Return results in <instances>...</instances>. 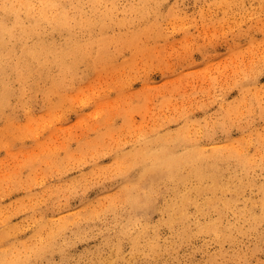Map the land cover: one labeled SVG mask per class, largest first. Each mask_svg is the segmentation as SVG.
Masks as SVG:
<instances>
[{"label":"rangeland","instance_id":"obj_1","mask_svg":"<svg viewBox=\"0 0 264 264\" xmlns=\"http://www.w3.org/2000/svg\"><path fill=\"white\" fill-rule=\"evenodd\" d=\"M61 1L0 0V264H264V0Z\"/></svg>","mask_w":264,"mask_h":264},{"label":"bare ground","instance_id":"obj_2","mask_svg":"<svg viewBox=\"0 0 264 264\" xmlns=\"http://www.w3.org/2000/svg\"><path fill=\"white\" fill-rule=\"evenodd\" d=\"M1 1H2V0H1ZM62 1H63V0H62ZM62 1H61V2H62ZM77 1H78V0H77ZM88 1H89V0H88ZM164 1H166V0H163V2H164ZM37 2H38V1H37ZM81 2H82V1H81ZM89 2H90V1H89ZM101 2H102V1H101ZM113 2H114V1H113ZM158 2H160V0H159ZM167 2H168V1H167ZM6 3H7V2H6ZM40 3H42V2L40 1ZM72 3H73V2H72ZM75 3H76V2H75ZM75 3H74V4H75ZM79 3H80V1H79ZM84 3H85V2H84ZM114 3H115V2H114ZM4 4H5V3H4ZM45 4H46V3H45ZM59 4H60V3H59ZM88 4H89V3H88ZM158 4H159V3H158ZM161 4H162V3H161ZM14 5H15V4H14ZM37 5H38V4H37ZM80 5H81V3H80ZM106 5H107V4H106ZM159 5H160V4H159ZM12 6H13V5H12ZM25 6H26V5H25ZM28 6H29V5H28ZM65 6H67V5L65 4ZM70 6H71V5H70ZM70 6H68L67 9H68ZM81 6H82V5H81ZM84 6H85V5H84ZM86 6H87V5H86ZM97 6H98V5H97ZM110 6H111V5H110ZM0 7H1V6H0ZM4 7H5V6H4ZM36 7H37V6H36ZM44 7H45V6H44ZM87 7H88V6H87ZM99 7H100V6H99ZM156 7H157V6H156ZM20 8H21V7H20ZM29 8H30V7H29ZM56 8H58V7H56ZM83 8H84V7H83ZM117 8H118V7H117ZM2 9H3V8H2ZM5 9H6V8H4V10H5ZM10 9H11V8H10ZM10 9H9V10H10ZM12 9H13V8H12ZM30 9H31V8H30ZM53 9H54V8H53ZM67 9H66L65 11H67ZM81 9H82V8H81ZM102 9H103V8H102ZM9 10H8V11H9ZM1 11H2V10H1ZM8 11H6V13H8ZM18 11H19V10H18ZM21 11H22V10H21ZM21 11H20V12H21ZM55 11H56V10H55ZM80 11H81V10H80ZM89 11H90V10H89ZM41 12H42V11H41ZM51 12H52V11H51ZM60 12H61V11H60ZM84 12H86V10H85ZM90 12H91V11H90ZM113 12H114V11H113ZM0 13H1V12H0ZM12 13H13V12H12ZM18 13H19V12H18ZM68 13H69V12H68ZM81 13H82V12H81ZM86 13H87V12H86ZM3 14H4V13H3ZM13 14H14V13H13ZM46 14H47V13H46ZM21 15H22V14H21ZM21 15H20V16H21ZM36 15H37V14H36ZM43 15H44V14H43ZM43 15H42V16H43ZM125 15H127V13H126ZM13 16H14V15H13ZM17 16H18V15H17ZM25 16H26V15H25ZM29 16H30V15H29ZM33 16H34V14H33ZM48 16H50V15H48ZM57 16H58V14H57ZM76 16H77V15H76ZM76 16H75V17H76ZM2 17H3V16H2ZM21 17H22V16H21ZM23 17H24V16H23ZM30 17H31V16H30ZM99 17H100V16H99ZM99 17H98V18H99ZM112 17H113V16H112ZM143 17H144V16H143ZM11 18H12V15H11ZM11 18H9V19H11ZM35 18H36V16H35ZM38 18H39V17H38ZM54 18H55V17H54ZM3 19H4V18H3ZM3 19H2V20H3ZM7 19H8V17H7ZM28 19H29V17H28ZM44 19H46V18H44ZM44 19H43V20H44ZM96 19H97V18H96ZM4 20H6V19H4ZM20 20H21V19H20ZM91 20H92V19H91ZM99 20H100V19H99ZM140 20H141V19H140ZM55 21H56V20H55ZM70 21H71V20H70ZM10 22H11V21L9 20V23H10ZM18 22H19V21H18ZM23 22H24V20H23ZM44 22H45V21H44ZM44 22L42 21V24H43V25L45 24ZM84 22H85V21H84ZM125 22H126V21H125ZM4 23H5V21H4ZM33 23H34V22H33ZM48 23H49V22H48ZM52 23H53V22H52ZM52 23H51V24H52ZM93 23H95V22H93ZM106 23H107V22H106ZM106 23H105V25H106ZM110 23H111V22H110ZM40 24H41V23H40ZM95 24H96V23H95ZM6 25H7V24H6ZM8 25H9V24H8ZM84 25H85V24H84ZM105 25H104V27H105ZM108 25H109V24H108ZM108 25H106V27H107ZM47 26H48V25H47ZM64 26H65V25H64ZM109 26H110V25H109ZM112 26L115 27L114 25H112ZM112 26H111V27H112ZM104 27H102V28H104ZM113 27H112V28H113ZM123 27H124V26H123ZM41 28L45 29L43 26H42ZM53 28H54V27H52V29H53ZM71 28H72V27H71ZM57 29H58V28H57ZM57 29H56V30H57ZM85 29H86V28H85ZM91 29H92V28H91ZM94 29H95V27H94ZM16 30H17V29H16ZM29 30H30V29H29ZM41 30H42V29H41ZM45 30H46V29H45ZM45 30H44V31H45ZM56 30H55V31H56ZM71 30H72V29H71ZM99 30H104V29H100V27H99ZM4 31H5V30H4ZM18 31H21V30H18ZM78 31H79V30H77V32H78ZM106 31H107V30H106ZM108 31H110V30H108ZM1 32H2V31H1ZM15 32H17V31H15ZM83 32H84V31H83ZM97 32H98V31H97ZM99 32H100V31H99ZM112 32H114V31H112ZM4 33H5V32H4ZM28 33H29V32H28ZM30 33H31V32H30ZM32 33H33V32H32ZM38 33H39V30H38ZM47 33H49V32H47V30H46V33H42V31H41L40 35H42V34H46V35H47ZM74 33H75V32H74ZM81 33H82V32H81ZM86 33H87V32H86ZM18 34H19V33H18ZM33 34L36 35V33H33ZM49 34H52V33H49ZM60 34H61V33H60ZM60 34H59V35H60ZM83 34H84V33H83ZM113 34H114V33H113ZM2 35H4V34H2ZM22 35H24V34H22ZM25 35H26V33H25ZM46 35H45V36H46ZM75 35H76V34H75ZM85 35H86V34H85ZM89 35H90V34H89ZM0 36H1V35H0ZM5 36H6V35H5ZM20 36H21V35H20ZM42 36H43V35H42ZM42 36H40V37H42ZM48 36H49V35H48ZM63 36H64V35H63ZM70 36H72V35H70ZM82 36H83V35H82ZM2 37H3V36H2ZM17 37H18V36H17ZM21 37H22V36H21ZM25 37H26V36H23V38H25ZM27 37H29V34H28ZM32 37L35 38L36 36L34 37V35H32ZM61 37H62V36H61ZM68 37H69V36H68ZM78 37H81V34H80V36H78ZM84 37H85V36H84ZM6 38H7V37H6ZM47 38H48V37H47ZM85 38H86V37H85ZM88 38H89V37H88ZM18 39L20 40L21 38H18ZM25 39H26V38H25ZM25 39H23V40H25ZM28 39H29V38H28ZM48 39H49V38H48ZM53 39H54V38H53ZM71 39H72V38H71ZM82 39H83V38H82ZM1 40H3V39H1ZM41 40H42V39H41ZM46 40H47V39H46ZM64 40H65V39H64ZM73 40H75V39H73ZM110 40H111V39H110ZM16 41H17V39H15V42H16ZM32 41H33V40H32ZM35 41H37V40H35ZM35 41H33V42H35ZM52 41H53V40H52ZM93 41H95V40H93ZM18 42H19V41H18ZM49 42H50V41H49ZM49 42H48V43H49ZM54 42H55V41H54ZM57 42H59V41H57ZM57 42H56V43H57ZM76 42H77V41H76ZM10 43H12V42H10ZM26 43H28V42H26ZM43 43H44V42H43ZM43 43H41V44L43 45ZM48 43H47V44H48ZM111 43H112V42H111ZM111 43H109V44L111 45ZM1 44H2V43H1ZM1 44H0V45H1ZM13 44H15V43H12V45H13ZM19 44H20V43H19ZM34 44H35V43H34ZM39 44H40V42H39ZM47 44H45V45H47ZM49 44H50V43H49ZM52 44H55V43H52ZM68 44H69V43H68ZM72 44H73V43H72ZM74 44H76V43H74ZM12 45H11V49L14 47V46L12 47ZM56 45H57V44H56ZM64 45H65V44H64ZM97 45H98V44H97ZM110 45H109V46H110ZM29 46H30V43H29ZM34 46H35V45H34ZM34 46H33V47H34ZM37 46H38V45H37ZM37 46H36V48H38ZM58 46H60V43H59ZM137 46H138V45H137ZM9 47H10V46H9ZM17 47H18V45H17ZM43 47H44V45H43ZM45 47H47V46H45ZM45 47H44V49H45ZM49 47H51V46H49ZM49 47H48V48H49ZM52 47H54V46H52ZM52 47H51V48H52ZM61 47H62V45H61ZM65 47H66V46H65ZM77 47L79 48V47H81V46H80V45H79V46L77 45ZM77 47H76V48H77ZM87 47H88V46H87ZM135 47H136V46H135ZM7 48H8V46H7ZM7 48H6V49H7ZM14 48H15V47H14ZM28 48H29V47H28ZM28 48H27V49H28ZM34 48H35V47H34ZM41 48H42V47H41ZM55 48H56V47H55ZM63 48H64V47H63ZM88 48H89V47H88ZM4 49H5V48H4ZM6 49H5V50H6ZM8 49H9V48H8ZM8 49H7V50H8ZM23 49H24V48H23ZM31 49H32V48H31ZM38 49H39V48H38ZM38 49H37V50H38ZM71 49H72V48H71ZM80 49H81V48H80ZM5 50H4V51H5ZM28 50H29V49H28ZM34 50H36V49H34ZM45 50H46V49H45ZM50 50H51V49H50ZM50 50H49V51H50ZM77 50H78V49H77ZM86 50H87V49H86ZM90 50H91V49H90ZM0 51H2V49H1ZM79 51H81V50H79ZM11 52H12V50H11ZM63 52H64V50H63ZM82 52H83V51H82ZM89 52H91V51H88V50H87V53H88V54H92V53H89ZM8 53H9V50H8ZM16 53H18V52H16ZM16 53H15V54H16ZM29 53L31 54V52H29ZM43 53H44V52H43ZM45 53H46V52H45ZM59 53H60V52H59ZM71 53H72V52H71ZM78 53H79V52H78ZM80 53H81V52H80ZM83 53H84V52H83ZM87 53H86V54H87ZM13 54H14V53H13ZM21 54H22V53H21ZM30 54H29V55H30ZM36 54H38V53H36ZM54 54H55V53H54ZM64 54H66V53H64ZM84 54H85V53H84ZM86 54H85V55H86ZM88 54H87V55H88ZM96 54H97V53H96ZM100 54H103V53H100ZM18 55H19V54H18ZM27 55H28V54H27ZM87 55H86V56H87ZM8 56H9V55H8ZM8 56H7V57H8ZM15 56H16V55H15ZM34 56H35V55H34ZM63 56H65V55H63ZM83 56H84V55H83ZM88 56H90V55H88ZM9 57H11V56H9ZM21 57H22V55H21ZM36 57H38V56H36ZM36 57H35V58H36ZM41 57H43V56H41ZM51 57H52V56H51ZM56 57H57V55H56ZM68 57H69V56H68ZM105 57H106V55H105ZM105 57H104V58H105ZM0 58H2L1 55H0ZM4 58H5V57H4ZM22 58H23V57H22ZM38 58H39V57H38ZM38 58H37V60H38ZM46 58H48V57H46ZM53 58H54V57H53ZM83 58H84V57H83ZM8 59H9V58H8ZM30 59H31V58H30ZM49 59H50V58H49ZM108 59H109V58H108ZM0 60H1V59H0ZM2 60H3V59H2ZM2 60H1V61H2ZM12 60H13V59H12ZM39 60H40V58H39ZM51 60H52V59H50L49 62H50ZM80 60H82V59H80ZM80 60H79V63H80ZM110 60H113V59L110 58ZM18 61H19V60H18ZM22 61H23V60H22ZM54 61H55V60H54ZM65 61H66V60H64V63H65ZM68 61L70 62V60H68ZM108 61H109V60H108ZM5 62H6V61H5ZM11 62H12V64L15 63V62H13V61H11ZM11 62H10V63H11ZM27 62H28V61H27ZM35 62H36V59H35ZM47 62H48V61H47ZM49 62H48V63H49ZM52 62H53V61H52ZM55 62H56V61H55ZM102 62H103V61H102ZM3 63H4V61H3ZM8 63H9V62H8ZM10 63H9V64H10ZM18 63H19V62H18ZM21 63H22V62H21ZM33 63H34V62H33ZM56 63H57V62H56ZM56 63H54V64H56ZM66 63H68V62L66 61ZM72 63H73V62H72ZM76 63H77V62H75V65H76ZM103 63L106 64L107 62H106V63L103 62ZM22 64L25 65L26 62H24V63H22ZM54 64H53V65H54ZM60 64H61V63H60ZM104 64H101V63H100V65H104ZM31 65H32V64H31ZM39 65H40V64H39ZM45 65H46V64H45ZM58 65H59V64H58ZM69 65H70V64H69ZM78 65H79V64H78ZM4 66H5V65H4ZM7 66H8V65H7ZM7 66H6V67H7ZM25 66H26V65H25ZM25 66H24V67H25ZM34 66H35V65H34ZM70 66H72V65H70ZM2 67H3V64H2ZM2 67H1V68H2ZM27 67H28V66H27ZM27 67H26V68H27ZM31 67H32V66H31ZM41 67H42V66H41ZM50 67H51V66H50ZM56 67H57V66H56ZM99 67H100V66H99ZM103 67H104V66H103ZM26 68H25V69H26ZM36 68H37V67H35V69H36ZM96 68H98V67H96ZM101 68H102V67H101ZM2 69H3V68H2ZM2 69H1V70H2ZM21 69L23 70L24 68L21 67ZM35 69L33 68V70H35ZM37 69H38V68H37ZM51 69H52V68H50V70H51ZM1 70H0V71H1ZM31 70H32V69H31ZM50 70H49V71H50ZM23 71H24V70H23ZM26 71H28V70H26ZM44 71H45V70H44ZM93 71H94V70H93ZM97 71H99V70H97ZM32 72H33V71H32ZM36 72H38V71H36ZM47 72H48V71H47ZM101 72H102V71H101ZM23 73H24V72H23ZM25 73H29V71H28V72H25ZM39 73H40V72H39ZM65 73H66V72H65ZM92 73H93V72H92ZM94 73H95V72H94ZM107 73H108V72H107ZM32 74H33V73H32ZM36 74H37V73H36ZM6 75H7V74H6ZM34 75H35V74H34ZM97 75H98V74H97ZM1 76H2V75H1ZM8 76H9V75H8ZM8 76H7V77H8ZM22 77L24 78V76H22ZM26 77H27V75H26ZM31 77H32V76H31ZM40 77H41V76H40ZM48 77H50V75H49ZM72 77H73V76H72ZM14 78H15V77H14ZM17 78H18V76H17ZM27 78H28V77H27ZM32 78H33V77H32ZM56 78H57V76H56ZM56 78H55V80H56ZM79 78H80V77H79ZM58 79H59V78H58ZM81 79H82V78H81ZM15 80H16V79H15ZM15 80H14V81H15ZM23 80H24V79H23ZM25 80H27V79H25ZM25 80H24V82H25ZM40 80H41V79H40ZM69 80H70V79H69ZM28 81H30V79H29ZM28 81H26V82H28ZM32 81H33V80H32ZM36 81H37V80H36ZM53 81H54V80H53ZM57 81H58V80H57ZM61 81H62V80H61ZM65 81H67V80H65ZM71 81H72V80H71ZM71 81H70V82H71ZM0 82H1V81H0ZM55 82H56V81H55ZM59 82H60V81H59ZM16 83H17V82H16ZM29 83H30V82H29ZM83 83H84V82H83ZM5 84H8V82L5 83ZM11 84H12V83H11ZM13 84H14V83H13ZM13 84H12V85H13ZM34 84H35V83H34ZM39 84H40V83H39ZM57 84H59V83H57ZM67 84H68V83H67ZM69 84H70V83H69ZM73 84H74V83H73ZM1 85H2V84H1ZM21 85H22V84H21ZM35 85H36V84H35ZM50 85H51V84H50ZM63 85H64V84H63ZM2 86H3V85H2ZM5 86H6V85H5ZM5 86H4V88H5ZM32 86H33V85H32ZM43 86H44V85H43ZM48 86H49V85H48ZM55 86H57V85L55 84L53 88H55ZM58 86H59V85H58ZM66 86H67V85H66ZM70 86H71V85H70ZM18 87H19V86H18ZM20 87H21V86H20ZM40 87H41V85H40ZM2 88H3V87H2ZM16 88H17V87H16ZM23 88H24V87H23ZM77 88H78V87H77ZM10 89H11V88H10ZM27 89H29V88L27 87ZM49 89H51V87H50ZM47 90H48V89H47ZM6 91H7V90H6ZM6 91H5V92H6ZM50 91H51V90H50ZM20 92H23V91H20ZM3 93H4V92H3ZM46 93H47V92H46ZM68 93H70V91H69ZM19 94H20V93H19ZM41 94H42V93H41ZM56 94H57V93H56ZM23 95H24V94H23ZM26 95H27V94H26ZM20 96H22V95H20ZM28 96H29V95H28ZM44 96H46V95H44ZM47 96H48V95H47ZM52 96H53V95H52ZM68 96H69V95H68ZM0 97H1V96H0ZM10 97H11V96H10ZM22 97H24V96H22ZM26 97H27V96H26ZM59 97H61V96L59 95ZM70 98H71V97H70ZM8 99H9V98H8ZM8 99H7V100H8ZM24 99H25V98H24ZM72 99H73V97H72ZM72 99H71V100H72ZM14 100H15V99H14ZM50 100H51V99H49L48 101H50ZM64 100H65V99H64ZM18 101H19V100H18ZM25 101H26V100H25ZM48 101L46 100L47 103H48ZM65 101H66V100H65ZM8 102H9V100H8ZM10 102H11V101H10ZM10 102H9V103H10ZM42 102H43V101H42ZM50 102H54V101L52 100V101H50ZM50 102H49V103H50ZM58 102H59V101H57V104H58ZM69 102H70V101H69ZM69 102L67 101V103H69ZM21 103H22V102H21ZM25 103H26V102H25ZM40 103H41V102H40ZM70 103H71V102H70ZM6 104H7V102H6ZM27 104H28V103H27ZM27 104H26V105H27ZM50 104H51V103H50ZM57 104H56V105H57ZM60 104H61V102H59V105H60ZM0 105H1V104H0ZM2 105H3V104H2ZM24 105H25V104H24ZM54 105H55V104H54ZM65 105H68V104H65ZM65 105H64V106H65ZM50 107H51V106H50ZM1 108H2V107H1ZM14 108H15V107H14ZM59 108H60V107H59ZM48 109H49V108H48ZM56 110H57V109H56ZM56 110H55V112H57ZM0 112H1V111H0ZM46 112L49 114L48 111H46ZM51 112L54 114V111H51ZM51 112H50V113H51ZM52 113H51V114H52ZM53 114H52V115H53ZM7 115H8V114H7ZM8 118H9V117H8ZM14 118H15V117H14ZM12 119H13V118H11V119H9V120L11 121ZM11 124H13V123H11ZM8 125H10V124L8 123ZM16 125L18 126L16 129L19 130V129H18V128H20L19 125H18V124H16ZM13 126H14V125H13ZM6 127H7V125H6ZM26 127H27V126H26ZM27 128H28V127H27ZM13 129H14V128H13ZM16 129H15V130H16ZM24 129H25V128H24ZM24 129H23V133H24ZM30 130H31V128H30ZM184 131H185V130H184ZM12 132H13V131H12ZM14 132H15V131H14ZM18 132H19V131H18ZM185 132H186V131H185ZM20 134H21V133H20ZM186 134H187V133H186ZM201 146H203V145H201ZM233 146H235V145H233ZM204 147H205V146H204ZM228 147H229V146H228ZM238 147H239V146H238ZM238 147H237V148H238ZM143 149H144V147H143ZM145 149H147V148H145ZM145 149H144V150H145ZM148 149H149V148H148ZM148 149H147V150H148ZM156 149H157V148H156ZM199 149H201V148H199ZM186 150H187V149H186ZM202 150H203V149H202ZM202 150H201V151H202ZM228 150H229V149H228ZM240 150H241V149H240ZM260 150H261V149H260ZM260 150H259V153H260ZM150 151H151V150H150ZM154 151H155V150H154ZM223 151H224V150H223ZM256 151H257V150H256ZM145 152H146V151H145ZM155 152H157V151H155ZM209 152H211V151H209ZM244 152H245V151H244ZM148 153H150V152H148ZM207 153H208V152H207ZM256 153H257V152H256ZM149 155H150V154H149ZM149 155H148V157H149ZM263 155H264V154H263ZM151 157H152V156H151ZM153 157H154V156H153ZM252 157H254V156H252ZM250 158H251V157H250ZM146 159H149V158H147V156H146ZM253 159H255V158H253ZM152 160H153V159H152ZM243 160H244V159H243ZM255 160H256V159H255ZM124 161H125V160H124ZM136 161H137V160H136ZM143 162H144V161H143ZM157 162H158V161H157ZM157 162H156V164H157ZM243 162H244V161H243ZM246 162H247V161H246ZM139 164H140V163H139ZM243 164H244V163H243ZM150 165H151V164H150ZM148 166H149V164H148ZM120 167H121V166H120ZM146 167H147V166H146ZM121 168H122V167H121ZM153 168H155V167H153ZM144 169H145V168H144ZM241 169H243V167H242ZM122 170H123V169H122ZM146 170H147V169H146ZM152 170H153V169H152ZM152 170H151V171H152ZM249 171H250V170H249ZM239 172H240V171H239ZM241 172H242V171H241ZM115 173H116V172H115ZM142 173H144V172H142ZM116 174H117V173H116ZM139 174H140V172H139ZM144 174H145V173H144ZM231 175H232V174H231ZM246 175H247V174H246ZM247 176H248V175H247ZM246 178H247V177H246ZM138 179H139V177H138ZM234 179H235V178H234ZM139 180H140V179H139ZM207 181H208V180H207ZM239 182H240V181H239ZM136 183H137V182H136ZM138 184H139V183H138ZM180 188H181V187H180ZM227 190H228V189H227ZM144 191H145V190H144ZM191 192H192V191H191ZM197 198H198V197H197ZM116 199H117V198H116ZM119 199H120V198H119ZM112 201H113V200H112ZM112 201H111V202H112ZM113 202H115V200H114ZM103 203H104V202H103ZM109 203H110V200H109ZM116 203H117V202H116ZM258 203H259V202H258ZM100 204H101V203H100ZM110 204H111V203H110ZM101 205H102V204H101ZM101 205H100V207H101ZM103 205H104V204H103ZM102 207H103V206H102ZM245 207H246V206H245ZM100 209H101V208H100ZM146 211H148V210H146ZM93 212H94V211H93ZM97 212H98V211H97ZM99 213H100V212H99ZM127 213H128V212H127ZM247 213H248V212H247ZM94 215H96V213H95ZM128 215H129V214H128ZM140 216H141V215H140ZM205 216H206V215H205ZM240 217H241V216H240ZM193 218H194V217H193ZM223 218H224V217H223ZM126 219H127V218H126ZM200 219H201V218H200ZM261 220H262V218H261ZM263 220H264V219H263ZM198 221H199V220H198ZM235 223H236V222H235ZM261 223H262V222H261ZM42 224H44V223H42ZM121 224H122V223H121ZM40 225H41V224H40ZM43 226H44V225H43ZM57 226H58V225H57ZM13 229H14V228H13ZM164 229H165V228H164ZM197 229H198V228H197ZM14 230H15V229H14ZM43 230H44V229H43ZM53 230H54V229H52V231H53ZM233 230H234V229H233ZM235 230H236V229H235ZM126 231H127V230H126ZM195 231H196V230H195ZM10 232H11V231H10ZM12 232H13V231H12ZM6 233H7V231H6ZM6 233H5V234H6ZM14 233H16V232L14 231ZM42 233H43V232H42ZM50 233H51V232H50ZM10 234H11V233H10ZM10 234H8V235H10ZM54 234H55V233H54ZM56 234H57V233H56ZM3 235H4V234H3ZM6 235H7V234H6ZM8 235H7V236H8ZM13 235H14V234H13ZM41 235H42V234H41ZM49 235H50V234H49ZM124 235H125V234H124ZM217 235H218V233H217ZM0 236H1V235H0ZM46 236H47V238L49 239V236H48V235H46ZM46 236H44V237H46ZM50 236H52V235H50ZM56 236H57V235H56ZM143 236H144V235H143ZM214 236H215V235H214ZM219 236H220V235H219ZM219 236H218V237H219ZM3 237H4V236H3ZM41 237H42V236H41ZM53 237H54V236H53ZM136 237H137V236H136ZM50 238H51V237H50ZM55 238H56V237H55ZM156 238H158V237H156ZM166 238H167V236H166ZM45 239H46V238H45ZM45 239L43 238V241H45ZM52 239H53V238H52ZM52 239H50V240H52ZM143 240H144V239H143ZM121 241H122V240H121ZM40 242H41V241H40ZM19 243H20V242H19ZM23 243H24V242H23ZM137 243H138V242H137ZM169 243H170V242H169ZM25 244H26V243H25ZM37 244H39V243H37ZM39 245L42 246V244H39ZM183 245H184V244H183ZM16 246H17V245H16ZM23 247H24V246H23ZM23 247H22V245H21V248H23ZM38 247H39V246H38ZM38 247H37L36 249H38ZM52 247H54V246H52ZM55 247H56V246H55ZM19 248H20V247H19ZM21 248H20V249H21ZM13 249L15 250V247H14ZM24 250H25V247H24ZM55 250H56V249H55ZM12 251H13V250H12ZM35 251H37V250H35ZM31 252H33V251H31ZM37 252H39V251H37ZM40 252H41V251H40ZM14 253L16 254V252H14ZM11 254H13V253H11ZM39 254H40V253H39ZM17 255H18V254H17ZM17 255H16V257H17ZM22 255H23V254H22ZM26 255H27V254H26ZM10 256H11V255H10ZM12 256H13V255H12ZM12 256H11V257H12ZM177 256H178V255H177ZM14 257H15V256H14ZM26 257L28 258V256H26ZM30 257H31V256H30ZM30 257H29V258H30ZM32 257H33V256H32ZM35 257H36V256H35ZM37 257H38V256H37ZM18 259H19V258H18ZM18 259H17V260H18ZM32 259H33V258H32ZM21 260H23V258H21ZM14 261H15V260H14ZM26 261H27V260H26ZM112 261H113V260H112ZM16 262H17V261H16ZM20 262H21V261H20ZM22 262H23V261H22ZM12 263H13V261H12ZM28 263H29V262H28Z\"/></svg>","mask_w":264,"mask_h":264}]
</instances>
